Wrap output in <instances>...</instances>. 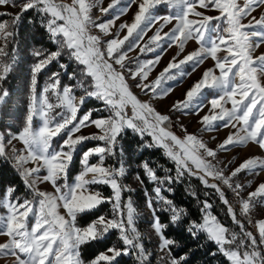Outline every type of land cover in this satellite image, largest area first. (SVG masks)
<instances>
[{
  "label": "snow or ice",
  "instance_id": "1",
  "mask_svg": "<svg viewBox=\"0 0 264 264\" xmlns=\"http://www.w3.org/2000/svg\"><path fill=\"white\" fill-rule=\"evenodd\" d=\"M101 3L0 0V7L18 9L0 11V17H8L0 19V107L9 96L4 83L20 61L17 37L25 14L34 13L56 45L54 51H31L24 124L16 132L10 127L0 131V159L10 163L24 188L20 193L14 183L0 185V258L4 264H121L122 257L134 254L137 264H151L153 253L145 248L136 226L137 209L131 196L124 195L134 189L122 182L127 170L120 138L131 130L139 137L141 150L161 149L174 166L163 169L167 175L162 178L148 161L138 165L154 185L152 193L145 189L144 196L151 212V228L158 238L160 264H189L188 253L173 254L177 242L166 235L170 225L182 221L189 236L204 234L216 246L210 254L222 255L226 264H264V218L252 219L254 208L258 204L264 207V182L245 197L242 193L251 181L245 185L234 179L242 172L258 175L264 171V159L247 158L226 174L213 163L217 150L187 129L182 136L177 135L171 119L172 112L198 114L208 107V113L200 117L201 131L215 130L217 122L219 127L233 129L217 146L219 151L249 143L264 150V53L254 55L264 45V0H111L107 7H100ZM133 5L132 23H121L111 33L115 21ZM160 5H165L168 13L158 17L154 13ZM94 8L103 15L112 14V18L97 23ZM213 10L218 14H207ZM257 10L262 13L258 18L253 15ZM158 21L155 34L145 41L147 30ZM173 21L174 26L163 32ZM93 29L102 35L93 34ZM125 30L121 38L120 32ZM107 36L112 38L104 40ZM165 40L167 47L175 45L179 51L156 79L149 81L167 50L157 52ZM189 41L198 47L178 59ZM136 48L141 55L157 54L143 61L139 56L130 58L128 53ZM65 56L76 65L69 77L75 83L62 85L60 72H52L39 87L40 76ZM209 58L213 67L203 71L168 113H161L150 102L172 91V87H165L169 81L191 75L183 70L185 65L195 72ZM59 66L65 71L68 68L64 63ZM77 89L82 92L79 96ZM134 89L149 99H141ZM205 90L213 93L207 104ZM90 98L103 107L81 114ZM95 111L107 115L94 118ZM89 127L96 131L83 134L82 129ZM86 141L99 143L83 151L81 170L70 181L74 155ZM94 157L96 162H90ZM191 178L215 192L238 231L213 214V204L207 199L200 204V219L187 220L188 212L163 195L165 190L172 191L166 185ZM135 180L145 183L140 173ZM43 184L50 185L52 191L41 190ZM101 185L111 189L110 195L96 187ZM225 188L238 199L239 212L226 197ZM189 194L199 200L195 191ZM103 205H110V214L96 215L84 226L78 223V217L95 215ZM160 212L169 214L168 223L161 220ZM112 234H117L116 243H109ZM84 245L96 249L87 259L82 255Z\"/></svg>",
  "mask_w": 264,
  "mask_h": 264
},
{
  "label": "trees",
  "instance_id": "2",
  "mask_svg": "<svg viewBox=\"0 0 264 264\" xmlns=\"http://www.w3.org/2000/svg\"><path fill=\"white\" fill-rule=\"evenodd\" d=\"M19 43L20 61L17 67L14 69L9 78L5 81V88L9 92V96L4 103L3 107H0L1 120L0 123L3 128L12 127L14 130L18 131L22 128L24 124V117L27 109V102L29 96V66L33 62V58L30 53L33 49L41 48L48 51L55 49V44L49 38V34L46 30L41 27L39 23V18L34 13H27L23 17L19 26V35L17 37ZM56 64L53 62L49 68L43 73L39 78V87L43 80L50 75L56 69ZM72 62L68 64V69H72ZM66 79L63 76L62 81ZM92 104V100L88 99L81 111L86 109L88 105ZM86 144L81 145V147H87L93 142H84ZM88 143V144H87ZM120 144L124 149V162L127 170L124 182H127L134 191L125 192V198L131 196L134 206L137 209L138 218L136 221V226L138 230H146L153 238V231L150 227L151 215L145 209L146 198L144 196V191L147 189L149 193H152V188L154 185L150 183L143 174L142 168L138 165L142 161H148L150 166L157 169L158 175L162 178L167 175L163 171L165 168H173L174 166L163 154L161 149H143L141 150V141L137 135L131 132V130L126 131L120 138ZM79 152L76 153L73 164L70 168V179L74 177L78 171L79 166ZM137 173L141 174V178L144 179L145 183L140 185L136 180L135 176ZM174 175V170L171 173ZM14 183L20 193H23V184L19 177L14 173L10 163L5 162L0 159V185ZM171 187L172 191L165 190L163 195L167 198L172 199L173 202L181 208H184L188 212L187 220H199L200 204L203 200L207 199L213 204V214L217 215L218 218L226 226L238 231L235 225L232 224L230 217L227 215V206L223 205L219 200L218 196L213 190L206 189L196 178L185 179L183 182H176L170 186L166 185L165 188ZM195 191L199 196V200L196 197L191 196L189 193ZM205 192L209 194L205 196ZM154 195V194H153ZM108 206H101L100 209L96 210L95 215L89 213L81 217H78V223L80 225H85L91 220L95 219L96 215L104 214ZM161 220L168 223V213L160 212L158 213ZM186 223L183 221L176 225H170L166 229V235L168 238L173 239L177 242V247L173 248V254L177 252H186L189 254V264H226L225 258L216 254L211 255V252L216 251V246L207 240L204 234H200L198 237H191L186 232ZM117 242V234H112L109 243ZM148 242V249H152L151 264H160L159 257H157L156 246L158 244L157 240H146ZM146 244V243H145ZM94 247L88 245L82 246V255L85 259L89 258L94 252ZM121 264H137L135 255H128L121 258Z\"/></svg>",
  "mask_w": 264,
  "mask_h": 264
},
{
  "label": "rangeland",
  "instance_id": "3",
  "mask_svg": "<svg viewBox=\"0 0 264 264\" xmlns=\"http://www.w3.org/2000/svg\"><path fill=\"white\" fill-rule=\"evenodd\" d=\"M65 2H69L70 3V0H65ZM110 2H111V0H102V3L100 4V7H107ZM241 2H242V0H241ZM120 6H122V5H120ZM120 6H118V8ZM118 8H117V10H118ZM0 11H3V12H16V11H18V9H14V8H11V7H0ZM134 12H135V5L132 6V9L126 15L121 16L119 19H117L115 21V25L110 30L111 33H115L117 31L118 26L121 23L131 24L132 21H133ZM167 13H168V9L166 8V6L165 5H160L155 10L154 14L159 17V16L166 15ZM207 14H209V15H217L218 13H216L213 10V11H209ZM261 14L262 13H261L260 10H257L256 12L253 13V15L257 16V18ZM92 15H93V18L97 20V23H100V22H103V21H106V20H109V19L112 18V14L103 15L96 8L93 9ZM0 19H8V17L7 16L0 17ZM159 23L160 22L158 21L157 23L153 24L152 27L149 30H147L146 35L144 37L145 41H147V39L149 37H151L152 35L155 34L157 28L159 27ZM174 23H175V21H173L172 24L167 25L163 29V32H168L174 26ZM245 23H247L246 20H245ZM93 34H100L99 30L98 29H93ZM125 34H126V30L120 32V37L122 38L123 35H125ZM100 35H102V34H100ZM110 38H112V37L111 36L103 37L104 40H107V39H110ZM167 44H168V42L166 40L162 41L161 42V48L157 49V52L163 51L164 49H167V50L164 51V54H163L159 64L150 73L149 81L155 80L156 77L159 75V73L172 60V58L174 56H177V53L179 51L178 47L173 45L172 47L169 48V47H167ZM197 47H198V45L194 41H189L185 45L184 52L179 55L178 59H183V57L185 55H187L188 53L194 51ZM55 49H56V46H55ZM55 49H53L52 51H54ZM157 52L147 53V54L141 55L139 53V48H136L135 50L129 52L128 56L130 58H133V59H135L136 57L139 56V59L141 61H143V60L152 59L157 54ZM262 53H264V45H261L260 48L256 49L254 55L258 56V55H260ZM221 55H222V53H221ZM71 62L72 61H70L66 56L62 57L59 62H55L54 61V63L56 64V67H57L54 72H60L62 85H68V84H74L75 83L74 80H71L69 78L71 73L76 71L75 63L72 62L73 68L72 69H68L67 68L66 71L61 69L60 66H59L60 63H64V64L68 65ZM213 63L214 62L209 58L208 60H206L204 62V64H202L199 68H197L195 72H192V68H191L190 65H185L183 70L185 72L191 73V75H187V76H184L182 78L178 77L176 80L169 81L167 83V85H165V87H172V91L167 96H165L163 98H158V99H155V100H151L150 102L153 103V105L161 113H168L169 109L171 108L173 103L175 101H177V100L184 99L186 91L192 86V84H194L201 77V75H202L204 70H206L209 67H213ZM130 66L131 67H135L134 64H132ZM63 76H66V79L64 81H62ZM47 77L43 80V82L41 83L40 87L43 86V84L46 81ZM4 87H5V85H4ZM134 91L139 94V97L141 99H143V100H148L149 99V97H145L143 95V93L140 92L139 89H134ZM76 94H77V96L81 95L82 94L81 90L77 89ZM212 95H213V93H211L209 90H205V95H204L203 99H204V102L206 104H207V101L212 98ZM90 100H92V104L88 105L86 107V109L81 111V114H83V112H87L89 110L100 109V108L103 107V105H102V103L100 101H97L94 98H90ZM208 111H209V108L205 107L198 114L189 113V114L185 115V114L178 113V112H172L171 113V119H172V124H173L172 130L177 135H181L182 136L184 134L183 129H187L188 133L197 135V137L202 139L207 144V146L209 148L217 150V157L213 161V163H217L218 167L224 169L226 174H230V172L232 170H234L236 167H238L239 164L241 162H243L247 158L260 157V158L264 159V150L260 149L257 145L252 144V143H249V144H247V145H245L243 147H232L228 151H219L217 146L220 143L223 142V140L227 137V135L230 132L233 131V129H231V127H228V128L219 127L218 126L219 122H217V127H216L215 130L201 131L202 124L200 123V117L203 116L204 114H207ZM100 115H107V113H101L99 111H95L94 112V118L96 116H100ZM0 120H1V112H0ZM36 123H39V122L36 121ZM10 128H11V131L16 132V130H14L12 127H10ZM8 129H9V127L3 128L1 123H0V131H7ZM95 131H96V129L94 127H89L87 129H82V133L83 134H91L92 132H95ZM88 142H90V141H88ZM91 142H93V143H91L90 145H87V147H81V145L78 146L77 153L79 152V156H80L79 158H81V156L83 154V151L87 150L88 148L94 147V146H96L99 143L98 141H91ZM84 144H86V143H84ZM82 146H83V144H82ZM75 155H74V157H75ZM90 162L95 163L96 162V158L95 157L92 158V160ZM108 163H115V161L109 160ZM80 170H81V165H80V159H79V166H78V171L76 172V174H78V172ZM234 179H235V182L241 183V184H245V185H248V182L251 181V186L247 187L246 191H244L242 193V195L246 197L247 196V192L254 190V188L259 183L264 182V171H260L258 175L249 174L247 172H242V173L238 174V176L236 178H234ZM70 181H71V179H70ZM122 182L124 184H127L130 187V185L127 182H124V180ZM212 182H215V181H212ZM96 187H99L100 190L103 192V194L105 196L110 195V193H111V189L108 188L107 186H102L101 185V186H96ZM40 188H41V190L52 191L51 186L48 185V184L40 185ZM225 192H226V197L229 199V201L232 204V206L234 207V209H236L237 212H239V201L235 197L234 193L230 189H226V188H225ZM105 206H108V209L106 210V212L104 214L108 215V214H110V205H105ZM145 209L151 215L150 210L146 206V202H145ZM2 213H3V210L0 209V214H2ZM261 218H264V207H262V206H260L258 204L254 208V210L252 212V219L253 220H258V219H261ZM150 219L152 220V217H150ZM81 226H84V225H81ZM150 227H151V223H150ZM248 229L252 230V226L248 225ZM140 233L142 234V236L144 238L145 248L149 252L152 253L153 250L147 248L149 244H148V242H145V241L146 240L153 241L155 239L158 242V238L156 237L154 232H153L154 239L150 238V235L147 233L146 230H142V231H140ZM2 241H3V238H0V242H2ZM155 249L157 251V257H159L160 253H159V250H158V246H156ZM0 264H4V258H0Z\"/></svg>",
  "mask_w": 264,
  "mask_h": 264
}]
</instances>
